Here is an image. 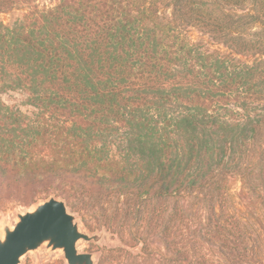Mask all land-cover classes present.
Wrapping results in <instances>:
<instances>
[{
    "label": "trees",
    "instance_id": "trees-1",
    "mask_svg": "<svg viewBox=\"0 0 264 264\" xmlns=\"http://www.w3.org/2000/svg\"><path fill=\"white\" fill-rule=\"evenodd\" d=\"M108 1L39 10L0 0V15L30 6L27 22L0 19V210L55 193L88 229L124 237L130 218L165 216L151 203L187 195L205 199L214 219L228 180L249 179L255 157L264 184V31L254 44L229 45L230 27L204 29L226 40L206 54L181 29L112 26L122 13ZM188 1L178 0L174 20H197L183 13ZM245 54L254 61L236 59ZM16 90L28 93L35 119L2 99ZM224 218L212 225L221 248L231 264L245 262L244 234Z\"/></svg>",
    "mask_w": 264,
    "mask_h": 264
},
{
    "label": "rangeland",
    "instance_id": "rangeland-1",
    "mask_svg": "<svg viewBox=\"0 0 264 264\" xmlns=\"http://www.w3.org/2000/svg\"><path fill=\"white\" fill-rule=\"evenodd\" d=\"M28 1L39 10L52 8L58 3V0ZM108 3V6H114V15L122 13L120 18L114 16L112 26H117L121 22L130 27L158 32L164 27L181 29L186 31L185 36L191 43H202L199 47L206 54L223 49L226 40L223 36L204 29H212V26L218 29L230 27L233 38L227 42L229 45L253 43L258 40L257 34L264 31V21L260 18V15H263L261 12L264 11V0H189L183 13L197 19L190 22L174 20L178 0H109ZM29 7L24 3L17 5L7 13L1 14L0 19L9 26L16 22H27ZM226 15L231 19H227ZM125 16L127 20L121 21L120 19ZM241 17L245 19L240 20ZM252 55L245 54L236 59L242 63L248 61L252 63L254 61ZM262 60L264 61V57ZM2 99L12 110L20 111L31 119H35L39 112L36 107L29 104V95L26 91H9L2 95ZM227 107L235 109L237 106L230 103ZM112 150L115 152V147H112ZM262 164L260 157H255L251 163L249 179L231 177L228 180V195L222 204L220 203L221 206H218L214 219L205 199L187 195L168 198L148 205V211L152 214L155 208L160 215L164 209L165 216L149 219L151 216L146 218L147 214L144 212L139 220L130 218L126 227H122L121 224L125 232L124 237L120 236L118 229H105L111 233L110 240L105 237L99 244L82 241L79 249L81 252L95 253L96 264H231L221 248V236L212 228L216 223L217 226L224 225V217L230 214L234 216L239 231L245 237L241 250L246 260L240 264H264V184L260 171ZM51 196L56 197V194L53 193ZM36 204L23 207L8 203L0 210V224L3 220L15 224L17 212L31 209ZM70 211L72 212L71 209ZM77 216L80 218L83 231L95 234L103 230L88 229L83 219ZM86 221L92 224L90 219ZM156 224L162 225L161 228L156 230ZM167 227L166 237L172 242V250L166 247L165 240L157 233L158 230L163 231ZM21 264L67 263L60 252L49 253L40 250L36 254L26 255Z\"/></svg>",
    "mask_w": 264,
    "mask_h": 264
},
{
    "label": "water",
    "instance_id": "water-1",
    "mask_svg": "<svg viewBox=\"0 0 264 264\" xmlns=\"http://www.w3.org/2000/svg\"><path fill=\"white\" fill-rule=\"evenodd\" d=\"M111 233L83 231L80 218L70 211L64 199L51 196L33 208L17 212L15 224H0V264H21L29 253L60 252L67 264H96V254L81 252L79 244L101 243Z\"/></svg>",
    "mask_w": 264,
    "mask_h": 264
}]
</instances>
